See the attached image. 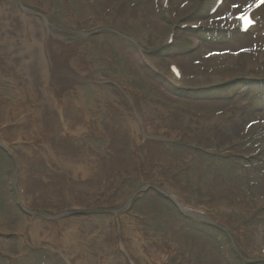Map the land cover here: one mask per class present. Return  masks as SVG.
<instances>
[{
  "label": "rangeland",
  "instance_id": "1",
  "mask_svg": "<svg viewBox=\"0 0 264 264\" xmlns=\"http://www.w3.org/2000/svg\"><path fill=\"white\" fill-rule=\"evenodd\" d=\"M8 1L11 11H0V75L8 79L0 78V111L17 122L0 141V264H264V126L251 125H264V74L245 73L240 53L227 51L262 43L264 27L231 42L228 26L207 19L213 0H170L174 21L162 0ZM251 1L228 7L241 12ZM197 23L215 32L179 28ZM2 59L25 86L14 85L22 77ZM258 60L243 62L258 69ZM172 63L198 88L255 78L183 94L157 68ZM139 100L145 120L132 110ZM32 112L48 144L28 117L19 122ZM235 117L241 135L229 126ZM143 129L167 139L142 140ZM149 184L210 222L181 220Z\"/></svg>",
  "mask_w": 264,
  "mask_h": 264
},
{
  "label": "bare ground",
  "instance_id": "2",
  "mask_svg": "<svg viewBox=\"0 0 264 264\" xmlns=\"http://www.w3.org/2000/svg\"><path fill=\"white\" fill-rule=\"evenodd\" d=\"M6 1V2H5ZM0 0V11H11V5H10V3H9V1L8 0ZM22 8L24 9V7L22 6ZM34 15H38V14H34ZM234 15H236V14H234ZM233 15V16H234ZM40 18H42L43 19V17L41 16V15H38ZM257 17L260 19V23H262V26L264 27V12H258L257 13ZM31 28L36 32V33H42L43 32V28H42V26H39L37 23H34L32 26H31ZM259 30V29H258ZM264 36V35H263ZM7 39V38H6ZM262 43L264 44V39H263V41H262ZM236 46H229V47H227V51H229V52H231L232 54H229V56H232V55H237L238 53H240V56L239 57H241V58H243L244 59V61H247L248 63H251V61L253 62V61H256V60H258V59H262V60H258V63H256V64H254V65H252V66H255V67H262V65L264 64V61H263V59H264V54L262 53V52H260V53H258V54H256L255 52H250V51H248L249 50V48L248 47H250V46H246V45H244V44H242V43H238V44H235ZM263 47H264V45H263ZM212 51H214V49L212 50ZM237 54H236V53ZM215 53V52H214ZM215 54H217V52L215 53ZM56 55V54H55ZM0 56H1V53H0ZM48 59H50V60H56V61H58V62H61V59L56 55V57L53 55V54H48ZM3 60V59H2ZM4 62H5V68H7V70L9 71V70H11L12 72H15V74H18V77H22V78H19V81H20V83L17 81V83H15L14 85L17 87V86H25L26 85V81H25V79H24V77L22 76V74L18 71L19 69H13V66L12 65H10V63L9 64H6V60H3ZM62 63V62H61ZM246 63V62H245ZM0 78H1V80L3 81V82H8V79H5V78H2L1 77V75H0ZM26 78V77H25ZM10 83V82H9ZM134 99V98H133ZM133 99L130 101V105H133V103H134V101H133ZM3 100V99H2ZM139 103H140V105H136V107L135 108H139V110L142 112V116H144V117H148L149 116V113H148V109H147V107H145V105L144 106H142V104H141V102H140V100H139ZM2 107V104L0 103V108ZM133 110V109H132ZM151 113L152 112H150V115H151ZM3 114H5V113H3V110L1 109V111H0V141L1 140H3V141H6L5 139H4V137H6V136H8V131H7V127L8 126H11V124H14V123H16L17 122V120L16 121H13V119H12V111H11V113H9V112H6V119H5V117L3 116ZM32 114H33V116H32V118H31V116H29V115H25L24 117H23V119H21V120H19V122H23V120L24 119H26V117H28V119H29V122L28 123H31V124H29V125H32V127H33V125H34V127H35V125H37L38 126V129L39 130H36V128L35 129H33L32 130V132L33 133H38V135H36L41 141H43V142H46V140H44V136L46 135V133H45V129H44V127L43 126H41V124L39 123V121L37 120V119H39L38 117H36V116H34V115H36L35 114V112H32ZM35 117V118H34ZM37 118V119H36ZM27 120V119H26ZM142 120H145V119H142ZM148 121H150V120H148L147 118H146V123H148ZM24 122H27V121H24ZM88 122L89 123H91L89 120H88ZM238 123H239V120H237V118H235V122L233 121L232 122V124L234 125V126H236V125H238ZM31 127V128H32ZM39 133H41V136L39 135ZM45 133V134H44ZM20 136L21 135H25L26 137H27V134L26 133H23V134H21V133H18ZM44 134V136H42ZM33 137V136H32ZM34 138V137H33ZM33 138H31L30 137V139L33 141ZM19 140L20 141H26V139H23V138H19ZM49 142H46V144H48ZM47 156H49V155H47ZM50 163V162H49ZM51 164V163H50ZM88 171H90V173L92 172L91 171V169H90V167H88ZM32 189V188H31ZM57 190H60V191H62L63 189H60V188H57ZM23 191V190H22ZM38 192H40V191H38ZM21 194H22V192H21ZM34 198V200L36 201V204L34 205L35 206V208H39L40 207V205L38 204V201L37 200H39V199H37V198H35V197H33ZM54 201V200H53ZM53 201H51V202H53ZM78 204H80L79 202H77V201H75L74 202V204H72V205H78ZM71 204H70V207L72 206ZM65 207H68V204L65 206ZM65 207H63V208H65ZM61 208V207H60ZM59 208V209H60ZM63 208H61V209H63ZM54 209H56V208H54ZM53 217V216H52ZM28 241L29 242H32V243H34L35 244V242H34V239H33V237L31 236V238H28ZM27 242V241H26ZM28 243V242H27ZM29 244V243H28ZM37 246H39L38 244H36ZM42 246V245H41ZM43 246H48V244H47V242H46V245L44 244Z\"/></svg>",
  "mask_w": 264,
  "mask_h": 264
},
{
  "label": "snow or ice",
  "instance_id": "3",
  "mask_svg": "<svg viewBox=\"0 0 264 264\" xmlns=\"http://www.w3.org/2000/svg\"><path fill=\"white\" fill-rule=\"evenodd\" d=\"M260 2L261 3H264V0H260ZM239 18L245 20L246 23H249V24L251 23V21L250 20H247L246 17H239Z\"/></svg>",
  "mask_w": 264,
  "mask_h": 264
}]
</instances>
